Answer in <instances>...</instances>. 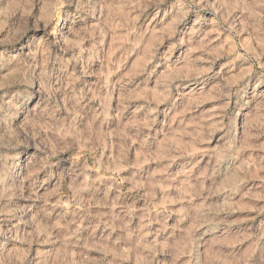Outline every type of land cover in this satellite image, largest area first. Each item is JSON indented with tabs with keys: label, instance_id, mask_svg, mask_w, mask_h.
Listing matches in <instances>:
<instances>
[{
	"label": "clouds",
	"instance_id": "9594fccd",
	"mask_svg": "<svg viewBox=\"0 0 264 264\" xmlns=\"http://www.w3.org/2000/svg\"><path fill=\"white\" fill-rule=\"evenodd\" d=\"M0 264H264V0H0Z\"/></svg>",
	"mask_w": 264,
	"mask_h": 264
}]
</instances>
